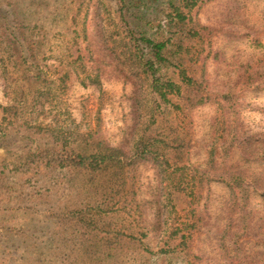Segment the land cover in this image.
<instances>
[{
    "label": "rangeland",
    "instance_id": "1",
    "mask_svg": "<svg viewBox=\"0 0 264 264\" xmlns=\"http://www.w3.org/2000/svg\"><path fill=\"white\" fill-rule=\"evenodd\" d=\"M162 1L131 10L148 16ZM120 9L118 0H0V264H63L39 202L64 172L50 159L88 133L134 156L157 126L151 117L162 121L133 54L134 17L126 11L125 24ZM190 17L208 28L191 45L208 99L170 117L184 123L187 169L164 181L153 162L133 166L137 226L154 250H169L153 264H264V0H210Z\"/></svg>",
    "mask_w": 264,
    "mask_h": 264
},
{
    "label": "trees",
    "instance_id": "2",
    "mask_svg": "<svg viewBox=\"0 0 264 264\" xmlns=\"http://www.w3.org/2000/svg\"><path fill=\"white\" fill-rule=\"evenodd\" d=\"M118 1L120 18L127 24L126 11L134 17L138 11L131 9L137 5L144 8L152 0ZM206 1L210 0H163L157 13L134 17L135 30L129 33L133 54L151 77L160 102L158 117L162 118L159 122L154 115L151 117L157 126H147L134 147V156L88 133L72 143V154L50 159L55 170L64 172L54 184L48 179L50 174H43L50 186L41 192L39 202L51 216L53 247L58 258L63 256V264H153L169 253L154 250L145 241L147 234L137 226L143 211L137 199L133 166L141 160L153 162L164 181L170 176L172 181L179 169H187L181 168L184 139L180 130L184 123L170 121V117H184L186 111L208 99L191 56L192 43L201 39L208 28L190 17V12ZM152 22L157 24L148 30ZM223 130L219 127L218 133ZM187 193L193 198L196 192ZM112 217L114 221L109 222Z\"/></svg>",
    "mask_w": 264,
    "mask_h": 264
}]
</instances>
